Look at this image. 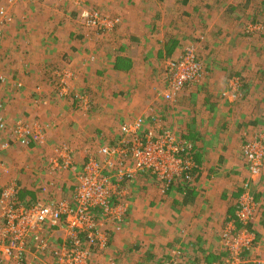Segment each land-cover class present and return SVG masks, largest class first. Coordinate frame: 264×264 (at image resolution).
I'll list each match as a JSON object with an SVG mask.
<instances>
[{
    "label": "crops",
    "instance_id": "1",
    "mask_svg": "<svg viewBox=\"0 0 264 264\" xmlns=\"http://www.w3.org/2000/svg\"><path fill=\"white\" fill-rule=\"evenodd\" d=\"M28 1L31 2L32 0ZM55 1L52 0L53 4ZM114 1L115 6L117 1L121 7L125 6V8L114 6V13L117 12V14L113 15L120 19V24L117 26L113 41L107 50L106 39L93 33L90 36L91 33L84 28L75 30L70 27L68 30H72V33L70 31L68 34H62L60 31V33H53V35L47 33L45 25L43 28L41 27L42 30H39V32L35 31V34L26 31V29L23 30L24 33H22L21 38L24 41H20L18 44H20V48H23L24 45V47L28 46L26 50H30L29 53L33 52V56L27 55L26 59L31 61L29 70L34 71L33 76L35 79L23 76L30 87L24 92L25 95L20 96L23 100L29 98L27 101L32 106V108L30 107V113L34 119L31 121H36L43 126L47 135L45 143L36 146L37 148L42 147L48 151V148H50V146L48 147V139L54 143L59 139V143L55 144L57 145L56 148L67 145L71 149L74 146L73 151L79 150L80 152H77V154L73 152V155H80L83 151L82 148H84L81 139L76 140L72 135V131L77 126L73 125L71 120L75 121V119L71 117V114L64 115L63 110L67 111L65 105L56 103V99H53L52 102L47 101L46 104L43 100H48V93L43 90V93L37 94L35 92L40 87L32 88L37 86L36 83H38L51 89L53 82H55L54 72L59 69L62 71L69 69L73 72L68 71L72 76L77 75L73 83V90H80L83 84L87 85L90 87V97L94 101L100 95V91L97 89H100L105 78L107 80L112 79L114 96L120 95V98L121 96H124V98L129 97L133 93L131 91L126 94L124 86L127 83L139 85L144 80V82L146 81V104L148 105V102H151V99H149L151 85H158L160 82V78L158 79L160 66L163 68L165 61L179 58L188 45H196L199 58L204 60L205 57L209 56V51L220 50V53L228 55V52L233 53L236 49L238 50L239 38L238 33L234 30L238 25L233 21L234 15L226 13V20L232 24L231 26L224 17L214 25H212L213 23L209 24L207 20L209 15L207 14H209L212 6L208 3V0H127V3L126 0ZM19 2L14 10L17 16L21 12L29 11L28 14L35 12V9H29L33 4H28L25 0H19ZM90 2L100 9L105 1L87 0V3L91 4ZM49 4L48 0L34 1V5H39L48 10L51 9ZM74 12L77 15L75 10ZM204 23L207 26L209 25L210 30H212L213 34L210 33L212 37H217L215 36L217 31L223 28L221 31H226V33H223L225 39L221 38L223 37L221 33V37L216 42L209 39V48L204 47L205 45L201 47L204 40L195 31L199 27L201 29ZM27 26L30 29V25L27 24ZM190 31L191 35L189 34ZM203 31L205 32V28ZM205 34L210 36L209 32H205ZM184 35H190L195 43L190 41V43L180 42L179 44L175 36L183 37ZM36 40L39 43L43 41L45 45L38 46L34 43ZM252 64H243L241 67L238 65V71L234 69L237 72L245 73L246 78L243 79L242 75L233 74L232 77L237 76L241 79L242 88L239 90L237 97H231L230 101L224 99V103L220 102L232 77H229L228 80L225 77L220 82L218 79L225 70L222 67L215 68L206 64L205 78L208 81L205 83V88L208 89L211 96L206 97L202 101L203 104H200L201 107L197 110L194 109L196 111L192 112L187 110V108H191L189 106L191 103L187 100V97L192 95L193 98L194 95H197L196 92L201 96L199 91L202 90V86L197 91H192V88L197 84L190 85L177 96V98L179 96L180 98L178 103L177 100L175 101L177 103L176 107L174 106L175 109L180 107L182 110L184 108L191 116L194 115L192 120L186 121L188 123L180 121L176 124L175 121L172 122L175 123L176 132L181 131L179 133L185 134L189 139L187 142L192 146L191 156L195 157L193 158L199 167L198 176L192 184L176 186V189L172 190L171 193L169 192L170 194L167 196L161 195L163 193L161 192L160 183L157 184L159 188L153 185L154 191L140 192L142 195L141 202H137L135 196L133 200L128 202L129 193L123 191L126 218L124 223L121 224V230H118L117 226L113 224L106 228L110 233V249L107 258H111L118 264H123L122 259L127 261L128 264H135V262H139L137 252H140L148 261L164 254L167 257L164 261L166 262L173 256L175 251H180L181 260L185 264H216L224 260L225 249L221 243L222 235L228 217L235 215L237 202L242 191L241 185L249 176L240 146L247 136H264V61L259 62L258 58ZM26 74L28 75V73ZM106 74L107 76H105ZM167 78L165 83L162 84L161 82L160 87L155 88V93H153L155 99L152 98L153 103L157 104L158 102L157 105H163L164 108L161 110V107L154 109L147 106L143 118L151 119V116H155L161 120L158 110L171 112L170 105L175 103L167 102L162 97V93L165 92L167 87ZM144 84L142 83L143 87H145ZM141 92L142 89L140 92L138 91V95ZM184 92L185 94H183ZM182 99L185 101L183 106ZM205 100H209V102L206 103ZM235 103L237 104L235 105ZM202 113L205 114V117ZM234 117H241L243 125H234L231 122ZM53 120L59 126L50 124V121ZM225 122L230 125L229 128L225 126ZM171 132L178 139L180 138L172 129ZM63 142L64 144H62ZM69 142L78 146L75 147ZM12 145L15 149L25 150L26 148L17 143ZM100 148L98 147V149ZM28 164H22L20 172H23L22 174L25 176L32 177V179L18 184V182L11 179L12 177L10 178V173L2 175L0 178V183L13 182L19 186V199L22 203L28 205L36 203L38 201L34 202V200L37 196L47 199L40 202L58 201L59 199L71 201L73 199L75 175L70 176L68 179H61L70 170L51 174L48 168L49 162L45 169H39L35 164H30V167H28ZM43 188L47 189L46 193L43 192ZM252 189L257 199L258 210L254 222L256 243L249 253L248 259L253 264H264V168L260 178L252 184ZM155 194L156 196H154ZM145 197L149 199L144 201ZM158 199L159 202H157ZM160 202L164 204V209L158 210L156 204ZM131 208L134 210L130 215ZM172 209H177L172 216L168 215L158 219L152 217L157 210L162 215L166 214L168 210L174 211ZM54 234L58 235L59 240L62 238L61 233ZM167 246L172 248H166ZM134 251L136 253H132ZM119 253H121L122 259ZM30 256L33 257L32 259L38 257L35 253H30ZM105 258L103 252L96 250L92 261L100 262L104 261ZM36 263L42 264L37 261Z\"/></svg>",
    "mask_w": 264,
    "mask_h": 264
},
{
    "label": "built area",
    "instance_id": "2",
    "mask_svg": "<svg viewBox=\"0 0 264 264\" xmlns=\"http://www.w3.org/2000/svg\"><path fill=\"white\" fill-rule=\"evenodd\" d=\"M59 1L78 9L86 28L101 36L114 32L120 24L118 17L89 9L87 0ZM17 2L19 0L0 3V34L4 27L13 23L11 7ZM167 73V87L162 97L173 102L185 88L200 83L205 75L197 48L189 45L179 58L169 60ZM54 74L59 95L66 97L72 74L68 71ZM234 87L232 97H237L240 86L234 82ZM7 119L6 108L0 103V154L7 152L14 143L26 148L45 143L46 130L38 122L20 119L10 126ZM54 152L48 166L51 174L73 168V151L67 145L55 148ZM241 152L249 178L241 186L235 215L228 218L222 235L225 259L221 264H249L246 255L256 243L255 233L249 227L255 219L258 203L251 188L264 167L263 136L245 141ZM191 153L192 146L166 129L158 117L138 118L124 123L119 139L111 146H102L98 157H90L75 174L72 201L60 199L28 205L20 201V188L16 183H0V264H30V253L44 255L42 264H118L107 258L110 233L106 228L113 224L121 230L125 221L123 184L138 174L156 178L160 185L163 184L164 194L173 181L192 184L199 167ZM9 170L0 160V178ZM42 190L47 192L46 188ZM46 231L47 234L61 233L56 248L45 236ZM96 250L103 252L104 261H92ZM180 253L174 252L164 264H185Z\"/></svg>",
    "mask_w": 264,
    "mask_h": 264
},
{
    "label": "rangeland",
    "instance_id": "3",
    "mask_svg": "<svg viewBox=\"0 0 264 264\" xmlns=\"http://www.w3.org/2000/svg\"><path fill=\"white\" fill-rule=\"evenodd\" d=\"M25 1L28 4H33L32 6L29 7V9L31 10L35 9V12L34 11L31 12L32 14L31 13L28 14L29 11L21 12L17 16L14 10L21 1L15 3V5L11 7V13L14 17V21L11 25L4 27L1 30V34H0V78H3V81H0V103L3 104L4 107L6 108V117L8 118L7 120L10 126H12L15 123V121H17L18 119L27 120L33 123L36 122V121L35 122L31 121L34 119L31 117V113H30L32 106L29 104V101H27L29 98H27L26 100H23L21 97L25 95L24 92H26L27 89H29L30 87V85L28 84V81H26L23 76L32 77L35 79V77L33 76L34 71L29 70L31 61H28L26 59L27 55L33 56L32 54L33 52L29 53L30 50L28 51L26 50L28 46L24 47L25 46L24 45L23 48H20L21 46L20 44H18L20 41H24L23 38H21L22 33H24L23 30L26 29V31L28 32L31 31L32 33L35 34V31L39 32V30H42L41 27L43 28V26L45 25L46 26L45 30L47 31V33L53 35V33L54 34L60 33V31L62 32V34H68L70 33V31L72 33V30H68L71 27L72 29H75V30L77 28H80V29L84 28L88 32L91 33L90 36H92L93 34H95L96 36H101L100 34L95 33L92 29L86 28V26L83 24L84 22H82L81 19L79 18L80 16L79 10L75 9V7H73L72 5L68 3L56 0L55 3L53 4L52 0H48L50 3L49 5L51 6V9L48 10L46 8H42L39 5H34L35 0H32L31 2H29L28 0H25ZM103 1H105L104 5L102 4V7L100 6L102 9L101 8L98 9V7L95 4H92L91 2H90L91 4L87 3V7L89 9L96 10L103 15H109L112 17H115L113 14H117V12L114 13V8L116 6L120 8H125V6L121 7V5L117 1H116V6H115L114 0H103ZM4 2L5 0H0L1 4H3ZM127 2L128 1L126 0V3ZM208 3H210V5L212 6V9H210L209 14H207L209 15L207 17L209 24L213 23L212 25H214L218 23L220 19L223 17L226 20V13H228V15H234L233 21H235L238 25L237 27H235L234 30L238 33L239 45H237L238 50L236 49V51L233 52L234 54L232 52L230 53L228 52V55H225V54L220 53V50H213V51H209L208 57H205L206 61L203 58H200V60L203 62V64L205 63L206 65H209L215 68L222 67L225 70V72H223V75H221V77L218 79L220 82L224 80L225 77L228 80V78L229 77L231 78L233 74L242 75L241 77L245 79L246 78L245 73L237 72L239 69L237 68L238 65H240L242 62L243 63L239 67L247 63L254 64V62H256L258 58H259V62L262 60L264 61V0H208ZM74 10L76 11L77 15L75 14ZM21 16H24V17H21ZM227 23L229 24V26L232 25L228 21ZM27 24L30 25V29L28 26L26 27ZM205 26H207L206 23H204L201 29L199 27V29L195 31V33L198 35L200 34L201 35L200 38L204 40V43L201 45V47L205 45L204 47L209 48L210 46L209 39H213L212 41L216 42V40H219V38L221 37L220 35L221 33L223 36L221 38L225 39V35H223V33H226V31H221L223 30V28L217 31L215 35L217 37H212L210 33L211 34L213 33H212V30H210L209 25L207 27ZM204 28H205V32H209L210 36L206 35L207 33L205 34V32L203 31ZM55 31H58V32H55ZM115 33L116 31L110 34H107L105 36H102L104 39H106V45H107L106 50L109 49V45H111L113 41L112 39ZM189 34L191 35V31L189 32ZM190 35L189 36L184 35L183 37L175 36L177 38L176 41L179 44L180 42L190 43V41L193 40V38L190 37ZM34 43H36L38 46L45 45L43 44V41L39 43L36 40V42ZM192 43H195V41H192ZM191 45H194V44H191ZM194 46L197 48L196 45ZM206 62H208L209 64H207ZM205 64H204V68H205ZM160 67H161L160 74L158 75V79L160 78L159 79L160 82L158 83V85L157 84L151 85V96H149L150 97L149 99H151V102H148V105L146 104V95H147L146 94V81L144 82V80L143 82L142 81L141 82L145 83L144 84L145 87L142 86V83L139 85L127 83L124 86V90L126 94L131 91H133V93L129 97L124 98V96H121L120 98V95L114 96L115 94L113 91L114 87L111 84V82L113 83L112 79L110 78L107 80L105 78L102 86H100V89H97L98 91H100V95L95 101L93 98L90 97L91 95V92H89L90 87H88L87 85L83 84L80 90H76V91L73 90V83L75 82L77 78V75L75 74L72 76V79H69L70 90L66 97H61L59 95L57 91L58 85L55 80H54L55 82H53V85L51 86V89L47 86L39 85L38 83H36L37 86L32 87L33 89L34 88L36 89V87H40V89H38L35 92L37 94L43 93L44 91L48 93V100L47 99L43 100L45 101L46 104H47V101L52 102L53 99H56L57 100L56 103H61L65 105V109L67 108V111L63 110L64 115L66 116V114L67 115L71 114V117L75 119V121L74 120H71V121L74 126L75 125L77 126V128L74 131H72L73 133L72 135L76 140L80 138L84 144V148H82L83 150L82 153H80V155L78 156L73 155V162H74L73 168L69 172H66L61 179H68L70 176L73 177L76 173L81 171L84 163L90 157L97 158L98 150H99L98 147H102L106 145H110V146L113 145L119 139L121 126L124 123L132 121L136 117L143 118V115L145 114L144 110H146L147 106H150L151 108H154V109L161 107V110L164 108L163 105L161 106L157 105L158 102L157 104L152 102L153 99H155V97H153L154 95L153 93H155V88L160 87L161 82L162 84L165 83L166 77H167V68H166L167 62L166 61L164 62L163 68L162 66ZM234 69H236L237 71H235ZM66 70L71 71L69 69H66ZM60 71L62 70L61 69L57 70V72H60ZM26 73H28V75ZM105 76H107V74ZM204 78H205V75L203 79ZM203 79L201 80L200 83L194 86V88H192V91L193 90L197 91V89L202 86V90L199 91L201 96L198 95V92H196L197 95H194L193 98H192V95L190 97H187V100L191 103L189 105L191 108H187L189 112L196 111L197 108L201 107L200 104H203L202 101L206 99V97L209 98V95L211 96V93H209L208 89L205 88V83L208 80L207 78H205L204 80ZM86 82L89 83L87 80ZM234 82L236 85L240 86V89L242 88L241 79L237 76L232 77L230 79V83L228 87L226 88V91H224L223 93V97H222L223 99L220 100V102L224 103V99L226 101L229 100L232 97V92L235 93L236 87H234ZM141 89H142V92L138 95V91L140 92ZM240 89H238L237 94L240 92L239 91ZM30 92H31V89H30ZM87 92L89 93L87 94ZM185 92L183 94H185ZM56 95L58 99L56 98ZM15 96H17V98H15ZM83 98H85L84 102L82 101ZM179 98L180 96L175 99V101L177 100L176 101L177 103H178ZM175 101H173L175 104L170 105L171 112L167 113L165 111L163 112V111L158 110L160 113V118L163 122L162 124L164 127L169 129L170 131L172 129L176 134L180 136V138H182V140L187 142L189 139L185 136V134L179 133L181 131L176 132L175 130L176 127L174 128L175 123H173L172 121H175L176 124L179 123L180 121H182L183 123H188L186 121L192 120V117L194 115L191 116L187 111H185L184 108H182L183 104L185 103L184 99H182V106H181L182 110L180 109V107L175 109L176 104H177ZM207 102H209V100L206 101V103ZM236 104L237 103H235V105ZM62 107L64 108V106ZM165 109L167 108L165 107ZM202 114L205 117V114L204 113ZM9 116H10V120H9ZM240 118L241 117H238V118L234 117L231 122H233V124L236 126H238V124L239 126H242L243 122H242V119ZM38 119H41V118H38ZM54 120L50 121V124H55L59 126L57 122ZM225 126H227L228 128L230 127V125L227 122H225ZM259 136H263V135H259ZM259 136H252V137L247 136V138L244 139L243 143L247 140H252V139H255V137H259ZM58 143H59V139H57L55 143L48 139V147L50 146V148H48V151L44 150L42 147H39V148L33 147L31 149L25 148V150H22L19 148L15 149L13 148V145H11L10 149L7 152L0 154V160L4 161L8 169H10L8 172L10 173L9 174L10 178L12 177L11 179H13V181L18 182V184H22L25 180L32 179V177L25 176L24 174H22L23 172L22 173L20 172L21 165L29 163L28 167H30V164H35L37 168L39 167V169H45L47 163L50 162V159L54 156V153H55L54 150L57 146L55 144H58ZM62 144H64V142ZM71 144L75 145V147L78 146L75 143H71ZM240 147L242 148V145ZM72 148H74V146H72ZM73 152L77 154V152H80V151L76 150ZM194 153H196V151H194ZM246 168H247V165H246ZM247 171L249 173L248 168H247ZM158 183L159 181L156 178H153L145 174H138L132 180H130L126 184L125 183L123 184L122 191H127L129 193V197L127 198L128 202L130 200H133L134 196L137 202L138 201L141 202L142 195L140 194V192L144 193V192H147L148 190L154 191L152 187L153 185L157 186ZM157 188H159V186H157ZM159 192H160V189H159ZM161 192L163 193L162 190ZM170 193L166 195H163L164 194L163 193L161 195L167 196ZM253 194L255 196L254 191H253ZM154 196H156V194ZM44 198L45 197L37 196L34 202L47 200ZM158 198L160 199V197ZM148 199H146L145 197L144 201ZM159 199L157 202H159ZM255 199H256V196H255ZM130 206L132 207L133 205H130ZM163 206L164 204H162L161 202L156 204V207L158 208V210L164 209ZM132 210L134 209L133 208L130 209V215L132 213ZM158 210L155 212V215H152V217H155L158 219V218H162L168 215L172 216L175 213V210L177 209L175 210L172 209L174 211L168 210L167 213L169 214L166 213L162 215H160ZM145 216H146V213H145ZM256 216H257V212H256ZM256 216H255V219H256ZM141 218H142V215L140 216V220ZM255 219L253 220L252 224L249 227L252 232H254ZM45 236L49 238L51 246L56 248V246L59 244V241H60L58 238V235L54 233H49V234L46 233ZM166 248H172V247L167 246ZM132 253H136V251ZM137 253L139 256V260H138L139 262H135V264H164L165 263L164 261L167 258L163 254L161 257L148 261V259L147 260L145 259L143 254H141L140 252H137ZM119 254H120V258L122 259L121 253ZM248 255L249 253L246 255V259L249 261ZM32 258L33 257L31 256L28 258V263L37 264L36 261L39 263H42V261L44 262L43 259H45V256L38 255L37 259L36 258L32 259ZM122 263L128 264L127 261H125L124 259H122ZM221 263L222 261L216 264H221ZM249 264H253V263L249 262Z\"/></svg>",
    "mask_w": 264,
    "mask_h": 264
},
{
    "label": "trees",
    "instance_id": "4",
    "mask_svg": "<svg viewBox=\"0 0 264 264\" xmlns=\"http://www.w3.org/2000/svg\"><path fill=\"white\" fill-rule=\"evenodd\" d=\"M181 184L185 185V183L182 182L181 180L173 181V183L171 184V186H170L169 190L167 191V193L171 192L173 189H176V186H180ZM160 188H161V190L163 189V184L160 185Z\"/></svg>",
    "mask_w": 264,
    "mask_h": 264
}]
</instances>
